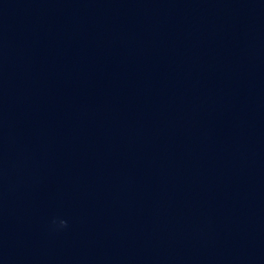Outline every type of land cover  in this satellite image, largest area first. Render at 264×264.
I'll return each instance as SVG.
<instances>
[{
    "label": "water",
    "instance_id": "95a60500",
    "mask_svg": "<svg viewBox=\"0 0 264 264\" xmlns=\"http://www.w3.org/2000/svg\"><path fill=\"white\" fill-rule=\"evenodd\" d=\"M0 264H264V0H0Z\"/></svg>",
    "mask_w": 264,
    "mask_h": 264
},
{
    "label": "clouds",
    "instance_id": "9594fccd",
    "mask_svg": "<svg viewBox=\"0 0 264 264\" xmlns=\"http://www.w3.org/2000/svg\"><path fill=\"white\" fill-rule=\"evenodd\" d=\"M59 223H60V226H62V227L67 225V222H65V221H60Z\"/></svg>",
    "mask_w": 264,
    "mask_h": 264
}]
</instances>
